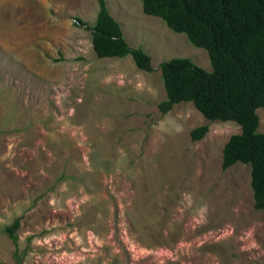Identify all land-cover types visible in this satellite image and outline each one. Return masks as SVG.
<instances>
[{
	"label": "rangeland",
	"instance_id": "rangeland-1",
	"mask_svg": "<svg viewBox=\"0 0 264 264\" xmlns=\"http://www.w3.org/2000/svg\"><path fill=\"white\" fill-rule=\"evenodd\" d=\"M105 3L151 73L131 56H95L74 22L92 26L96 0H0V264H16L15 251L21 264H264L250 166L221 167L240 127L190 103L157 108L159 64L210 72L207 52L141 0ZM16 219L14 244L4 229Z\"/></svg>",
	"mask_w": 264,
	"mask_h": 264
},
{
	"label": "trees",
	"instance_id": "trees-1",
	"mask_svg": "<svg viewBox=\"0 0 264 264\" xmlns=\"http://www.w3.org/2000/svg\"><path fill=\"white\" fill-rule=\"evenodd\" d=\"M98 12L92 26L75 18L91 34L97 58L131 56L135 66L151 73L150 57L128 46L119 24L105 0H96ZM145 15L162 20L174 33L183 34L191 45L207 52L212 70L198 67L187 58L159 64L166 98L158 105L161 114L175 105L190 103L211 122H233L240 133L229 137L222 149L223 170L237 163L250 166L253 207L264 209V133L257 131V109L264 108V0H141ZM207 126L190 131L200 141ZM16 219L4 229L17 243ZM15 251L16 264H21Z\"/></svg>",
	"mask_w": 264,
	"mask_h": 264
}]
</instances>
